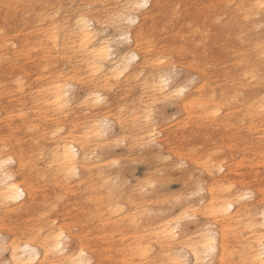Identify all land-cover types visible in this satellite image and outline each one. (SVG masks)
<instances>
[{
	"label": "clouds",
	"instance_id": "clouds-1",
	"mask_svg": "<svg viewBox=\"0 0 264 264\" xmlns=\"http://www.w3.org/2000/svg\"><path fill=\"white\" fill-rule=\"evenodd\" d=\"M0 264H264V0H0Z\"/></svg>",
	"mask_w": 264,
	"mask_h": 264
}]
</instances>
